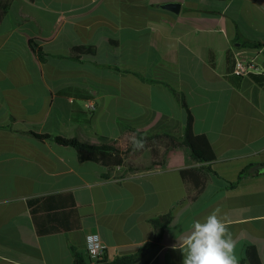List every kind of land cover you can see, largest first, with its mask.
Masks as SVG:
<instances>
[{
	"label": "crops",
	"instance_id": "0c3cea01",
	"mask_svg": "<svg viewBox=\"0 0 264 264\" xmlns=\"http://www.w3.org/2000/svg\"><path fill=\"white\" fill-rule=\"evenodd\" d=\"M171 2L181 3L179 13L165 8ZM236 22L264 43V0L11 1L0 24V264H72V247L88 255L92 231L109 258L131 254L154 238L150 220L169 212L147 264H183L173 245L218 206L228 214L239 264H250V246L264 264V173L237 180L247 164L264 163V86L235 76L227 60L230 50L264 68V47L235 43ZM182 96L195 131L211 138L217 155L210 163L217 174L184 202L181 169L203 164L188 147L165 154L162 146L145 168L108 171L29 133L120 146L132 128L181 135ZM32 198L42 199L36 214ZM68 209L83 217L81 228L38 232L37 221L42 229L65 223L60 213Z\"/></svg>",
	"mask_w": 264,
	"mask_h": 264
},
{
	"label": "trees",
	"instance_id": "16d2710c",
	"mask_svg": "<svg viewBox=\"0 0 264 264\" xmlns=\"http://www.w3.org/2000/svg\"><path fill=\"white\" fill-rule=\"evenodd\" d=\"M11 1L12 0H0V24L3 16L8 12L11 6ZM125 1L127 0H123V3ZM236 29L237 32L234 42L239 43L241 47H252L258 49L264 47L263 42L245 36L241 31V26L238 22H236ZM30 42L34 49H36L39 57L44 60V50L42 48H36V41L34 39ZM78 50H80V48ZM227 60L229 64H231L230 69L233 71L235 59L233 57V53L230 50L227 52ZM211 63L212 65H215V60L212 59ZM235 76L240 78L243 77L237 74H235ZM249 77H251L258 84L264 86V73L251 74ZM182 99L183 104L187 110V117L183 133L181 135H174L165 132L147 134L144 131L132 128V130L134 131V136H136L137 138H146L145 148L140 151L133 150L131 143L132 138L128 141L126 146H120L114 143L91 144L80 140L78 137L52 135L50 133L38 132L36 130H29V133L36 139H39L41 141L53 139L57 144L61 146L72 147L76 150L79 161H91L100 163L108 171H111L117 166H128V168L131 170L137 169L129 166L128 162L126 161V158L130 153L138 155L149 149L152 156H158L160 154L159 147L161 145L165 146V154L172 149L188 147L190 149L192 158L199 162H202L203 164L197 167L189 166L181 169L182 179L187 190V196L181 201L184 202L200 194L207 183L209 174L211 172L216 173V171H214L210 167V163L216 160L217 155L211 138L206 133H198L195 131V116L184 100L183 96ZM75 112H77V114L79 113L76 109ZM73 121L86 123L90 122L88 118H80L76 115L73 116ZM260 173H264V163L251 162L244 168H242V170L239 172L237 180L246 175ZM236 182L237 181L235 180L231 181L230 183L231 185H234ZM64 196L65 198H67L66 196H70V193H66ZM41 200L42 199L40 198H32L28 200L33 214H36L40 207H42V205H40ZM68 203H70V201H68ZM60 216L61 218H63V216H66L65 223H60L56 226H52L46 229H42V226L38 225L37 221L38 232L41 234L52 233L82 227L81 219L83 217L79 215L77 210H63V212L60 213ZM171 218L172 212L152 218L150 221L155 227L154 238L134 253L127 255H118L114 258H109L107 252L105 251L104 254L95 262L90 256L72 247L74 251V260L72 264H147L150 254L158 248L161 239V233L163 229L170 224ZM245 260L249 261L250 264H263L262 257L255 246L248 247Z\"/></svg>",
	"mask_w": 264,
	"mask_h": 264
},
{
	"label": "clouds",
	"instance_id": "9594fccd",
	"mask_svg": "<svg viewBox=\"0 0 264 264\" xmlns=\"http://www.w3.org/2000/svg\"><path fill=\"white\" fill-rule=\"evenodd\" d=\"M131 143L134 151H140L146 138L133 136ZM173 248L183 253V264H239L228 214L219 206L203 219H194Z\"/></svg>",
	"mask_w": 264,
	"mask_h": 264
},
{
	"label": "built area",
	"instance_id": "2783aa9c",
	"mask_svg": "<svg viewBox=\"0 0 264 264\" xmlns=\"http://www.w3.org/2000/svg\"><path fill=\"white\" fill-rule=\"evenodd\" d=\"M233 72L240 76H250L251 74L264 73V68L261 64L254 60H248L243 57H237L235 60ZM89 109H94L95 105L92 102L87 103ZM107 245L103 241L99 232L92 231L86 234V249L88 255L96 262L106 251Z\"/></svg>",
	"mask_w": 264,
	"mask_h": 264
},
{
	"label": "rangeland",
	"instance_id": "374dc122",
	"mask_svg": "<svg viewBox=\"0 0 264 264\" xmlns=\"http://www.w3.org/2000/svg\"><path fill=\"white\" fill-rule=\"evenodd\" d=\"M164 145H161L159 147V149L161 150V147ZM165 147V146H164ZM160 156H152L150 150L148 149L147 151L141 153V154H134V153H130L127 158L126 161L128 162L129 166H131L132 168H145L147 165H151L153 162H156V160L159 158ZM135 160V161H133ZM128 168V166H126Z\"/></svg>",
	"mask_w": 264,
	"mask_h": 264
},
{
	"label": "water",
	"instance_id": "95a60500",
	"mask_svg": "<svg viewBox=\"0 0 264 264\" xmlns=\"http://www.w3.org/2000/svg\"><path fill=\"white\" fill-rule=\"evenodd\" d=\"M165 8H168L169 10L175 12V13H179L181 10V3L180 2H171L168 3Z\"/></svg>",
	"mask_w": 264,
	"mask_h": 264
}]
</instances>
